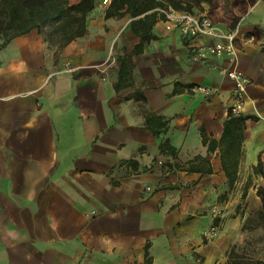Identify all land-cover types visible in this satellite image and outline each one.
Returning <instances> with one entry per match:
<instances>
[{"label": "crops", "instance_id": "1", "mask_svg": "<svg viewBox=\"0 0 264 264\" xmlns=\"http://www.w3.org/2000/svg\"><path fill=\"white\" fill-rule=\"evenodd\" d=\"M103 1L81 38L65 42L47 26L0 49V264H264V0L244 13L233 0L211 7L213 22L240 16L236 65L250 80L233 170L220 145L226 60L192 62L207 41L162 19L135 54L132 19H105L112 0ZM122 60L129 73L119 80ZM149 114L166 122L159 137Z\"/></svg>", "mask_w": 264, "mask_h": 264}, {"label": "trees", "instance_id": "2", "mask_svg": "<svg viewBox=\"0 0 264 264\" xmlns=\"http://www.w3.org/2000/svg\"><path fill=\"white\" fill-rule=\"evenodd\" d=\"M192 1L196 2V0H112L105 13V19L130 16L132 19L131 31L140 40L134 49V53L137 54L142 50L144 43L154 39L151 30L154 24L160 20L155 9L168 5L176 10L187 11L180 7L186 2ZM255 1L233 0L232 5L238 6L244 13L247 7L253 5ZM93 8L94 0H0V49L13 39L25 36L34 30L39 32L47 26L55 27L65 42L81 38L86 32L87 16ZM208 14L211 19L214 18L212 8ZM214 20V22L225 23L232 30L239 23L240 16L232 14L225 17L221 15L215 17ZM119 73L121 75L119 80L129 73L126 60L121 61ZM245 121L244 116L232 117L229 114V119L224 124L220 145L225 148L227 159L222 163L232 170L238 163L233 158L240 154ZM146 127L154 137H159L166 131L167 125L162 118L149 114L146 117ZM211 146L215 147L217 144L214 142ZM165 150H171V148L167 144H163L161 152ZM225 170L228 183L232 185L235 178L228 173V169L225 168ZM256 194L262 205L258 213L259 224L264 228V189L257 188ZM150 263V259L146 257L144 264Z\"/></svg>", "mask_w": 264, "mask_h": 264}, {"label": "built area", "instance_id": "3", "mask_svg": "<svg viewBox=\"0 0 264 264\" xmlns=\"http://www.w3.org/2000/svg\"><path fill=\"white\" fill-rule=\"evenodd\" d=\"M103 4H108V0H104ZM154 11L163 20L167 30L176 29L189 42L196 40L207 41L204 44L197 45L192 50V62H199L205 55L226 60L228 66L221 69L220 73L232 84V100L229 106V114L232 117L243 116L247 105V89L250 85V80L236 65L239 51L235 45V39L239 23L231 30L220 27L207 15H195L187 11L176 10L168 5L157 8ZM64 70L66 73L76 71V69L70 68L68 64H66ZM191 90L204 96H211L215 93V90L202 86H193ZM146 191H150V188H146ZM216 233L217 227L213 225L203 236L209 241L215 238Z\"/></svg>", "mask_w": 264, "mask_h": 264}, {"label": "rangeland", "instance_id": "4", "mask_svg": "<svg viewBox=\"0 0 264 264\" xmlns=\"http://www.w3.org/2000/svg\"><path fill=\"white\" fill-rule=\"evenodd\" d=\"M219 3H220L219 0H216V1L215 0H210V1H207V0H196V2H193V1L190 2V3L186 2L183 5H181L180 8L184 9V10H187L190 13H193V14H201V13L205 12L204 8H207V9L209 8L210 9L211 7H215L217 5H220ZM216 11H218V9H216ZM206 14H207V16H209L208 12Z\"/></svg>", "mask_w": 264, "mask_h": 264}]
</instances>
